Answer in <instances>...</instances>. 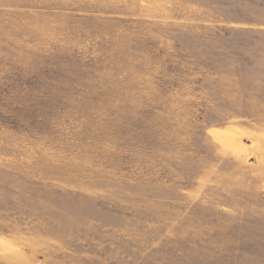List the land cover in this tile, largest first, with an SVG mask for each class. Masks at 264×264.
<instances>
[{
    "label": "rangeland",
    "instance_id": "rangeland-1",
    "mask_svg": "<svg viewBox=\"0 0 264 264\" xmlns=\"http://www.w3.org/2000/svg\"><path fill=\"white\" fill-rule=\"evenodd\" d=\"M0 264H264V0H0Z\"/></svg>",
    "mask_w": 264,
    "mask_h": 264
}]
</instances>
